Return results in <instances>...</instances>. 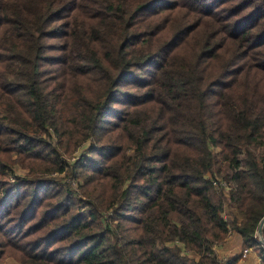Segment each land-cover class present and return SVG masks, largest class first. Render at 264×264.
<instances>
[{
  "label": "trees",
  "instance_id": "obj_1",
  "mask_svg": "<svg viewBox=\"0 0 264 264\" xmlns=\"http://www.w3.org/2000/svg\"><path fill=\"white\" fill-rule=\"evenodd\" d=\"M263 143L264 0H0V264H264Z\"/></svg>",
  "mask_w": 264,
  "mask_h": 264
},
{
  "label": "rangeland",
  "instance_id": "obj_2",
  "mask_svg": "<svg viewBox=\"0 0 264 264\" xmlns=\"http://www.w3.org/2000/svg\"><path fill=\"white\" fill-rule=\"evenodd\" d=\"M87 147H88V143H86V144H84L81 148H80V150L77 152V151H75L73 154H72V156L71 157H69V158H66L65 157V159L67 160V162L70 164V166H71V164H73V162L75 161V159H77V157L79 156V154H81V151L82 152H85L86 150H87ZM250 151H252L256 156H257V158H259V160H264V143L262 144V145H256V146H253V147H250ZM12 157H13V159L15 160L16 159V157L15 156H13L12 155ZM16 162V161H15ZM13 172L16 174V175H19V176H24L25 174H27V172H28V169L27 168H25V169H22L21 167H20V165L18 164V163H15L14 165H13ZM68 169H66L63 173H61V174H58V173H55V172H53V173H51V174H49L50 176H52V177H56V178H58V180H60L61 182L62 181H64L66 184H69L70 185V187H71V189L74 191V196L76 197V198H82V195H81V193H80V191H79V185L82 183L80 180H76V179H74V178H71L69 175H68ZM7 177L9 178L8 180L10 181V182H12L13 181V179H12V175L8 172V174H7ZM210 179H211V176H208ZM217 177V176H216ZM218 179L216 180V181H218L219 183H220V188L219 189H221V191H223L224 192V194H228V192H229V186H228V184L225 182V181H223L222 180V178H220V177H217ZM213 179V178H212ZM64 182H62V184H65ZM223 183H225V187L224 186H222V184ZM217 185H218V183H217ZM232 208H234V207H232V206H230V205H225V207H224V211H223V217L224 218H226V219H232L233 218V216H234V214L232 213ZM235 209V208H234ZM230 233H235L234 231H230ZM229 233V234H230ZM256 235H257V237H258V239H260V238H262V237H260L257 233H256ZM228 236V235H227ZM227 238V237H226ZM225 241H226V239L224 240V242L222 243V244H220V245H223L224 243H225ZM264 241V240H263ZM228 242V241H227ZM230 242V241H229ZM228 242V244L230 245V246H232L233 244L232 243H229ZM263 245V244H262ZM217 246H219V245H217ZM216 246V247H217ZM215 247V248H216ZM263 247H264V245H263ZM244 250H247V249H244ZM244 250H242L241 252H242V254H241V252L239 253V256H240V260L243 262L246 258H247V253H245V254H243V252H244ZM192 254V253H191ZM190 253L188 254L190 257H192L193 255H191ZM241 254V255H240ZM238 256V257H239ZM194 257H196L195 255H194ZM237 257V258H238ZM226 258H229V257H225V258H220V259H226ZM1 264H17V262H16V260L13 258V257H11V256H7V257H5L4 258V260L2 261V263Z\"/></svg>",
  "mask_w": 264,
  "mask_h": 264
},
{
  "label": "crops",
  "instance_id": "obj_3",
  "mask_svg": "<svg viewBox=\"0 0 264 264\" xmlns=\"http://www.w3.org/2000/svg\"><path fill=\"white\" fill-rule=\"evenodd\" d=\"M231 211L238 219L242 218V215L239 212H237L234 208H232ZM227 241L228 242L230 241L229 243H232L233 245L230 246ZM242 250H244L242 248V241L240 236L236 232L228 234L225 243L215 248V252L219 258H225V257L237 258ZM246 255L247 258L243 262L240 260V256L238 257V261H237L238 264H260L259 257L256 255V253L253 250L247 249ZM192 257H194V255Z\"/></svg>",
  "mask_w": 264,
  "mask_h": 264
},
{
  "label": "water",
  "instance_id": "obj_4",
  "mask_svg": "<svg viewBox=\"0 0 264 264\" xmlns=\"http://www.w3.org/2000/svg\"><path fill=\"white\" fill-rule=\"evenodd\" d=\"M264 225V216L262 217V219L260 220L259 224H258V228H257V231L256 233L261 237V230H262V227ZM260 242L264 245V241L262 238L259 239Z\"/></svg>",
  "mask_w": 264,
  "mask_h": 264
},
{
  "label": "built area",
  "instance_id": "obj_5",
  "mask_svg": "<svg viewBox=\"0 0 264 264\" xmlns=\"http://www.w3.org/2000/svg\"><path fill=\"white\" fill-rule=\"evenodd\" d=\"M217 183H218V185H220V183L218 181H214L213 182L214 185L217 184ZM222 186L225 187V183H223ZM245 253H247V250H244L243 254H245Z\"/></svg>",
  "mask_w": 264,
  "mask_h": 264
}]
</instances>
